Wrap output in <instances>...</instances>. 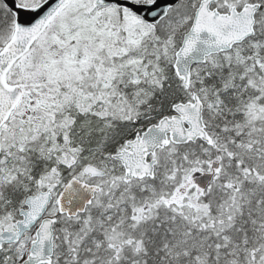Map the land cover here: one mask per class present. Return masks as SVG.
I'll list each match as a JSON object with an SVG mask.
<instances>
[{"label":"snow or ice","instance_id":"1","mask_svg":"<svg viewBox=\"0 0 264 264\" xmlns=\"http://www.w3.org/2000/svg\"><path fill=\"white\" fill-rule=\"evenodd\" d=\"M0 264H264V0H0Z\"/></svg>","mask_w":264,"mask_h":264}]
</instances>
